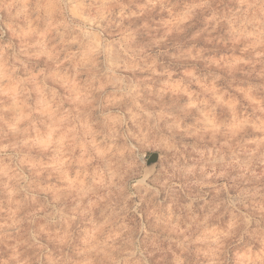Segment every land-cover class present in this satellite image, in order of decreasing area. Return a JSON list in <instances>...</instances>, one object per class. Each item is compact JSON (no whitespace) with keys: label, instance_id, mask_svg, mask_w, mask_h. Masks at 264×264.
<instances>
[{"label":"clouds","instance_id":"1","mask_svg":"<svg viewBox=\"0 0 264 264\" xmlns=\"http://www.w3.org/2000/svg\"><path fill=\"white\" fill-rule=\"evenodd\" d=\"M0 264H264V0H0Z\"/></svg>","mask_w":264,"mask_h":264}]
</instances>
